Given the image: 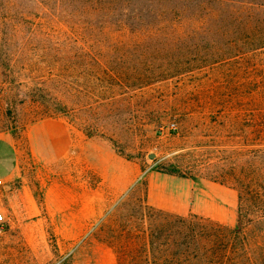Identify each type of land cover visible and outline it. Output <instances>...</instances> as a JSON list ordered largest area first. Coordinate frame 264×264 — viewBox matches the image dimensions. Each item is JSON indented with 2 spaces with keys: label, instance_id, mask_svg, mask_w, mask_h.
Listing matches in <instances>:
<instances>
[{
  "label": "rangeland",
  "instance_id": "374dc122",
  "mask_svg": "<svg viewBox=\"0 0 264 264\" xmlns=\"http://www.w3.org/2000/svg\"><path fill=\"white\" fill-rule=\"evenodd\" d=\"M203 2L0 0V264H186L183 222L239 226L264 192V0ZM46 120L63 158L31 149Z\"/></svg>",
  "mask_w": 264,
  "mask_h": 264
},
{
  "label": "trees",
  "instance_id": "16d2710c",
  "mask_svg": "<svg viewBox=\"0 0 264 264\" xmlns=\"http://www.w3.org/2000/svg\"><path fill=\"white\" fill-rule=\"evenodd\" d=\"M203 2V0H201ZM205 3V1L203 2ZM262 8L264 6H257ZM72 34L68 35L72 40ZM79 40V39H78ZM250 201L255 204L250 206ZM256 212L255 221H246ZM241 214L239 226L231 231L223 227H210L201 221L183 222L184 246L193 247L196 252L185 254L186 264H255L254 249L262 245L263 232L247 231V222H252L253 230L261 229L264 224V192H243L241 196ZM254 232V233H253ZM263 233V234H262ZM251 250V251H250ZM227 254V255H226ZM245 261V262H244ZM248 264V263H247Z\"/></svg>",
  "mask_w": 264,
  "mask_h": 264
},
{
  "label": "crops",
  "instance_id": "0c3cea01",
  "mask_svg": "<svg viewBox=\"0 0 264 264\" xmlns=\"http://www.w3.org/2000/svg\"><path fill=\"white\" fill-rule=\"evenodd\" d=\"M30 146L34 154L44 160H57L66 156L73 146L69 128L58 120H46L36 125L30 134ZM190 187L189 182L180 181L178 186ZM166 191V189H162ZM169 192V191H168ZM176 194L187 197L188 191Z\"/></svg>",
  "mask_w": 264,
  "mask_h": 264
},
{
  "label": "built area",
  "instance_id": "2783aa9c",
  "mask_svg": "<svg viewBox=\"0 0 264 264\" xmlns=\"http://www.w3.org/2000/svg\"><path fill=\"white\" fill-rule=\"evenodd\" d=\"M169 130L170 131H176L177 130V127L175 124H172L170 127H169ZM162 132H163V129H162ZM0 220H3V216H0Z\"/></svg>",
  "mask_w": 264,
  "mask_h": 264
},
{
  "label": "water",
  "instance_id": "95a60500",
  "mask_svg": "<svg viewBox=\"0 0 264 264\" xmlns=\"http://www.w3.org/2000/svg\"><path fill=\"white\" fill-rule=\"evenodd\" d=\"M151 158H154V157H151Z\"/></svg>",
  "mask_w": 264,
  "mask_h": 264
}]
</instances>
